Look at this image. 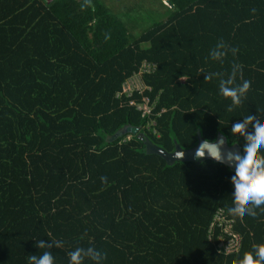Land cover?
Segmentation results:
<instances>
[{
  "label": "trees",
  "instance_id": "trees-1",
  "mask_svg": "<svg viewBox=\"0 0 264 264\" xmlns=\"http://www.w3.org/2000/svg\"><path fill=\"white\" fill-rule=\"evenodd\" d=\"M165 1L122 11L123 21L103 0L85 9L84 0H0V264H28L45 251L38 239L64 242L46 249L54 264H69L77 247L105 253L101 264H236L264 243V212L228 214L234 169L210 159L167 164L145 147L192 148L200 131L242 153L231 126L264 114V0ZM143 10L152 21L133 36L128 24L139 27ZM220 41L239 51L212 60ZM143 62L154 67L140 75L150 86L149 128L128 104L140 94L116 95ZM233 64L251 89L228 112L220 78L205 82V73L227 78ZM126 125L142 138L114 137ZM218 208L242 236L227 257L220 230L209 238Z\"/></svg>",
  "mask_w": 264,
  "mask_h": 264
},
{
  "label": "clouds",
  "instance_id": "clouds-1",
  "mask_svg": "<svg viewBox=\"0 0 264 264\" xmlns=\"http://www.w3.org/2000/svg\"><path fill=\"white\" fill-rule=\"evenodd\" d=\"M94 7L92 0H84L81 8ZM253 13L255 9H252ZM106 39L110 36L106 34ZM231 51L235 55L238 48H229L223 41L210 50V58L214 61H222ZM240 73L241 84L236 83L237 74ZM213 77L219 79V92L226 98L231 100V105L226 109L228 112L234 110L242 104V98L251 89V81L244 80L242 76L241 66L233 64L231 74L224 77L223 73L208 72L205 73V82L212 81ZM128 78V77H127ZM126 78V79H127ZM180 79L184 80L183 76ZM125 81V80H124ZM123 81V82H124ZM258 116L252 114L247 115L242 121L231 126V136L242 137L244 143L242 145V153L240 151H230L227 154V162L234 169V175L231 177V183L234 191L230 195L232 198V206L227 209L228 214L243 219L245 215L253 218L257 217L256 211L259 208L264 212V114L258 109ZM259 117V118H258ZM221 124V121H219ZM252 129V131H249ZM224 140L214 142L205 139L196 150V157L204 159L211 158L216 162L223 163L225 156L221 150ZM233 147H235L233 145ZM183 151L177 152L176 156L183 158ZM101 181L106 183L107 177H101ZM62 240H52L47 244L43 239H38L34 247L44 249L45 251L39 255H28V264H54L53 253L46 249L63 247ZM227 250L220 251L219 256L227 257ZM69 264H84L85 258L95 261V264H101L106 254L96 250L94 247H77L68 253ZM223 264H230L225 259ZM236 264H264V243L253 244L252 250L245 252L243 258L239 259Z\"/></svg>",
  "mask_w": 264,
  "mask_h": 264
},
{
  "label": "built area",
  "instance_id": "built-area-1",
  "mask_svg": "<svg viewBox=\"0 0 264 264\" xmlns=\"http://www.w3.org/2000/svg\"><path fill=\"white\" fill-rule=\"evenodd\" d=\"M162 1L164 4H167V1H165V0H162ZM153 68L154 67L151 64H147L144 62L141 63V66H140L138 73L137 74L133 73L131 76H129L132 78H134L133 76H135V78H136L135 81L138 82L139 86L131 88L130 85H124L122 83L121 90H119L116 93V95H118V96L120 94H125L127 97L132 96L134 91H137L140 94V96H141L140 99L130 97V99L128 100V104L134 106L137 110H140L142 113V116L149 117L147 122H146V126H145L146 128L152 127L153 123H154L153 119L150 118L152 115L153 104H150L148 96L146 95V93H144V90H149L150 86H148V85L144 84V82H142L140 75L142 72H149V71L153 70ZM126 80L127 79H125V81ZM132 81H134V79H132ZM132 83H134V82H132ZM127 87L129 88V90H127ZM152 132H154V130ZM234 226H235V221L233 219L229 218L225 214V211L223 209L218 208L215 211L213 218L211 220V225H210V229H209V238L212 239L213 232H214L215 228H218L220 230L219 231L220 234L217 236V239L220 241L218 244V250L219 251H224V250H227V248H228L229 253H233V252L235 253L240 248L242 236L240 235V233H238L234 230Z\"/></svg>",
  "mask_w": 264,
  "mask_h": 264
},
{
  "label": "water",
  "instance_id": "water-1",
  "mask_svg": "<svg viewBox=\"0 0 264 264\" xmlns=\"http://www.w3.org/2000/svg\"><path fill=\"white\" fill-rule=\"evenodd\" d=\"M138 131H139L138 127L126 125V126L122 127V129L120 131H118L116 134H114V137H117L118 135H122V134H132V135H137L138 137L142 138V133L141 132L138 133ZM198 139H199L198 144L192 148L185 149V148H182L180 145H176L175 149L171 152H167V151L163 150L162 148L154 145L153 143H151L149 141L145 142V147H146V150L148 152L156 153L159 156H161L167 164H171L175 161H194L197 163H201L202 161L207 160V159L215 161V160L208 158V157H205L204 159L196 157V155H195L196 150L198 149L199 145L205 140V139H203L200 131H198ZM221 139L225 141V143L221 146V150L225 156V161L223 162V164L228 166L229 168L233 169L232 167H230V165L227 162V154L230 151H240L241 152L240 146L237 143H233V144L229 145L227 143L226 138L222 134H218L216 139L214 140V142H218ZM233 145L235 147H233ZM180 151H183L185 153L183 158H179L176 156L177 152H180Z\"/></svg>",
  "mask_w": 264,
  "mask_h": 264
},
{
  "label": "rangeland",
  "instance_id": "rangeland-1",
  "mask_svg": "<svg viewBox=\"0 0 264 264\" xmlns=\"http://www.w3.org/2000/svg\"><path fill=\"white\" fill-rule=\"evenodd\" d=\"M103 1H105L107 4H109L112 11H114V14L118 15L123 21L125 18L124 17L122 18V15L120 12H122V11L130 12V10H136L138 8L148 9L151 3L153 4V2H154V4L155 3L157 4L156 0H103ZM159 8H160V6H159ZM141 12L147 13L144 10ZM148 15L151 18H149ZM143 18L144 19L142 21L139 20V27H135V26L128 24L129 29H130L129 32L132 33L133 36H140V34L143 32V29L146 30V28L149 26V23H151V21H152L151 13H147L146 15L143 16ZM154 19H155V17L153 16V20ZM135 73L137 74L138 71ZM133 77L134 78H132V77L127 78V80L125 82H123V84L124 85H130L131 88L139 86L138 82L135 81L136 80L135 76H133ZM132 79H134V81H132ZM132 82H134V83H132ZM127 90H129L128 87H127Z\"/></svg>",
  "mask_w": 264,
  "mask_h": 264
}]
</instances>
